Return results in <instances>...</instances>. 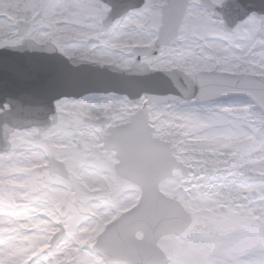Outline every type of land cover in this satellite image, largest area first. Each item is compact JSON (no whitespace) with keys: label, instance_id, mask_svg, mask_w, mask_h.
Segmentation results:
<instances>
[{"label":"clouds","instance_id":"1","mask_svg":"<svg viewBox=\"0 0 264 264\" xmlns=\"http://www.w3.org/2000/svg\"><path fill=\"white\" fill-rule=\"evenodd\" d=\"M0 14L18 17L14 47L116 82L54 110L0 109L5 199L29 215L80 217L79 230L58 226L39 264L63 259L64 245L71 264H113L105 237L144 213L150 222L127 237L140 254L121 264H264V189L248 187L264 172V101L244 86L264 84V0H0ZM132 127L150 152L112 143ZM101 215L117 220L90 237L83 228ZM27 233H0V250L31 249Z\"/></svg>","mask_w":264,"mask_h":264},{"label":"snow or ice","instance_id":"2","mask_svg":"<svg viewBox=\"0 0 264 264\" xmlns=\"http://www.w3.org/2000/svg\"><path fill=\"white\" fill-rule=\"evenodd\" d=\"M12 2L23 7L29 3V0H12ZM17 20V16L10 15L4 17L0 14V46H14L19 43V39L16 38L19 35L16 33ZM13 33H15V36H13ZM221 86L219 83L209 85V87ZM244 86L252 91L257 100L264 101V84L252 80L245 82ZM112 143L124 151L139 150L144 153L151 151V146L141 138L138 127L128 128L115 134L112 137ZM253 172L256 174L257 179L248 187L252 191L259 192L264 189V172L257 169H253ZM18 187H23V185H18ZM25 207L27 205L16 200L15 197L6 200L4 194L0 192V233L14 232L20 228L27 229L28 233L23 236V240L31 245V249H25L13 243L9 245L7 252L0 250V264H39V261L35 258L39 257L42 253L52 252V241L61 231V228L58 226L63 225L65 230L69 228L79 230L80 228L79 215H71L64 219H57L46 216L43 212L29 215L18 211V209ZM152 215V213H144L136 217H130L122 221L118 227L108 233L104 240V246L110 252L113 258V264H121L123 259H131L140 254L133 248L127 237L133 228L147 225ZM116 220V216L105 218L104 215H101L91 227H84L83 231L89 233L90 237L93 233H104L108 226L112 225ZM6 224L7 227H5ZM32 229L46 232L47 242L41 239L38 234L32 233ZM0 239H3L2 235H0ZM79 242L86 244L89 240H81ZM74 251V249L66 245L62 246L64 258H57V255L53 254L52 259L54 264H71ZM82 264H88V262L82 261Z\"/></svg>","mask_w":264,"mask_h":264},{"label":"water","instance_id":"3","mask_svg":"<svg viewBox=\"0 0 264 264\" xmlns=\"http://www.w3.org/2000/svg\"><path fill=\"white\" fill-rule=\"evenodd\" d=\"M116 87L115 80L97 68H84L74 75L59 54L0 49V109L5 105L14 111L46 107L65 97L80 99L91 94H107Z\"/></svg>","mask_w":264,"mask_h":264},{"label":"rangeland","instance_id":"4","mask_svg":"<svg viewBox=\"0 0 264 264\" xmlns=\"http://www.w3.org/2000/svg\"><path fill=\"white\" fill-rule=\"evenodd\" d=\"M5 47H14V46H9V45L0 46V48H5ZM99 95H103V94H93V95H88V96H99ZM88 96H85V97H88Z\"/></svg>","mask_w":264,"mask_h":264}]
</instances>
